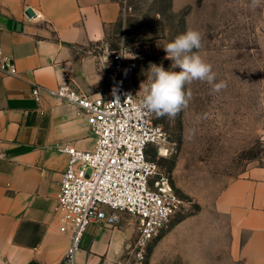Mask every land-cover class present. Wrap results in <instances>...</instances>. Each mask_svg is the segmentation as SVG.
Listing matches in <instances>:
<instances>
[{"label": "crops", "instance_id": "0c3cea01", "mask_svg": "<svg viewBox=\"0 0 264 264\" xmlns=\"http://www.w3.org/2000/svg\"><path fill=\"white\" fill-rule=\"evenodd\" d=\"M120 16L117 0H0V60L16 67L0 73V264H60L65 255L70 230L56 204L67 154L57 147L86 149L90 134L83 115L44 89L100 91L106 28ZM217 208L228 216L229 250L264 264V166L228 183ZM131 233L124 222H90L74 264H112Z\"/></svg>", "mask_w": 264, "mask_h": 264}, {"label": "rangeland", "instance_id": "374dc122", "mask_svg": "<svg viewBox=\"0 0 264 264\" xmlns=\"http://www.w3.org/2000/svg\"><path fill=\"white\" fill-rule=\"evenodd\" d=\"M117 1L121 16L106 28L102 55L125 49L136 93L150 63L169 68L165 44L190 29L202 36L194 51L226 86L217 92L192 81L174 116L152 114L167 143L160 154L149 145L147 157L168 175L183 211L142 249L134 247L135 219L120 212L132 233L112 264H243L229 250L228 216L217 199L248 168L264 166V0Z\"/></svg>", "mask_w": 264, "mask_h": 264}, {"label": "built area", "instance_id": "2783aa9c", "mask_svg": "<svg viewBox=\"0 0 264 264\" xmlns=\"http://www.w3.org/2000/svg\"><path fill=\"white\" fill-rule=\"evenodd\" d=\"M124 50H105L103 87L96 93L85 94L68 82L44 89L48 96L72 105L76 114L83 115L92 137L90 148L71 144L57 147L67 154V162L56 211L70 230V242L60 264H74L90 222L116 224L120 212L128 214L136 221L134 247L142 249L183 211L184 202L168 175L147 157L149 145L160 154L167 143L166 133L154 123L152 114L137 113L140 97L133 66ZM0 73L15 74L16 67L2 57ZM39 91L38 86L32 89L35 99Z\"/></svg>", "mask_w": 264, "mask_h": 264}, {"label": "clouds", "instance_id": "9594fccd", "mask_svg": "<svg viewBox=\"0 0 264 264\" xmlns=\"http://www.w3.org/2000/svg\"><path fill=\"white\" fill-rule=\"evenodd\" d=\"M201 41V33L190 29L165 44V59L171 64L165 69L162 64L150 63L144 71L146 75L137 92L140 94L138 114L174 116L187 103L185 85L195 80L207 82L217 92L226 86L223 81L216 82L212 66L194 51L200 49Z\"/></svg>", "mask_w": 264, "mask_h": 264}]
</instances>
